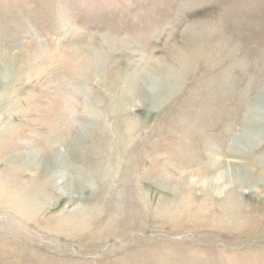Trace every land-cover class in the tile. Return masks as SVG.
Listing matches in <instances>:
<instances>
[{
	"label": "rangeland",
	"instance_id": "rangeland-1",
	"mask_svg": "<svg viewBox=\"0 0 264 264\" xmlns=\"http://www.w3.org/2000/svg\"><path fill=\"white\" fill-rule=\"evenodd\" d=\"M0 264H264V0H0Z\"/></svg>",
	"mask_w": 264,
	"mask_h": 264
},
{
	"label": "bare ground",
	"instance_id": "bare-ground-1",
	"mask_svg": "<svg viewBox=\"0 0 264 264\" xmlns=\"http://www.w3.org/2000/svg\"><path fill=\"white\" fill-rule=\"evenodd\" d=\"M160 78V77H159ZM164 80V79H163Z\"/></svg>",
	"mask_w": 264,
	"mask_h": 264
}]
</instances>
